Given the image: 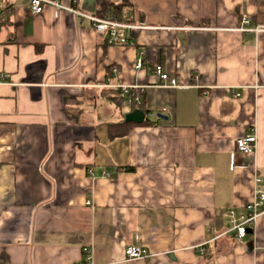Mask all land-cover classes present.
Instances as JSON below:
<instances>
[{
    "label": "crops",
    "instance_id": "1",
    "mask_svg": "<svg viewBox=\"0 0 264 264\" xmlns=\"http://www.w3.org/2000/svg\"><path fill=\"white\" fill-rule=\"evenodd\" d=\"M55 1L0 0V264H264L228 217L264 188V0Z\"/></svg>",
    "mask_w": 264,
    "mask_h": 264
},
{
    "label": "built area",
    "instance_id": "2",
    "mask_svg": "<svg viewBox=\"0 0 264 264\" xmlns=\"http://www.w3.org/2000/svg\"><path fill=\"white\" fill-rule=\"evenodd\" d=\"M31 8L33 13H41L45 5L51 4L56 7H60V4L55 0H30ZM70 9L75 14L83 16L85 19L91 20L94 24L96 32L99 34L108 35L110 43H120L128 45L131 43L126 30L133 29L136 26L117 18H99L95 15H87L82 11L65 7ZM243 31H254L256 33H264V23L257 26L251 27V18L248 15L243 16V26L241 27ZM144 53V52H143ZM144 66V60L140 57L137 61V68H142ZM156 73L164 81V86H177L178 81L176 78H170V76L163 71L161 65L155 67ZM166 83V84H165ZM233 94L239 95L234 90ZM257 148V138L256 133L250 132L236 140V150L237 152L250 155L254 154ZM235 157L232 155V167L235 166ZM261 178H256V183H260ZM264 214V188L256 186L254 189L253 198L245 206V211L240 215H237L233 209L228 212L229 221L232 224V228L236 231L237 240H243L249 231V228H253L260 216ZM87 254V259L91 260V250L90 248H84ZM126 257L128 260L145 258L148 256L146 249L142 247L141 244L135 243L126 248ZM82 264V263H75ZM85 264V263H83Z\"/></svg>",
    "mask_w": 264,
    "mask_h": 264
},
{
    "label": "trees",
    "instance_id": "3",
    "mask_svg": "<svg viewBox=\"0 0 264 264\" xmlns=\"http://www.w3.org/2000/svg\"><path fill=\"white\" fill-rule=\"evenodd\" d=\"M109 8H110V7H104V8H103V11L106 12ZM112 14H113V15H116L118 18H119V15H121V14H120V11H119L118 8H116V10L113 11ZM115 127H116V128H115V130H114V133L118 130V129H117V126H115ZM112 136H113V135H112Z\"/></svg>",
    "mask_w": 264,
    "mask_h": 264
},
{
    "label": "water",
    "instance_id": "4",
    "mask_svg": "<svg viewBox=\"0 0 264 264\" xmlns=\"http://www.w3.org/2000/svg\"><path fill=\"white\" fill-rule=\"evenodd\" d=\"M135 116L136 114L135 113H132V114H129V116H127V120H130V119H135Z\"/></svg>",
    "mask_w": 264,
    "mask_h": 264
}]
</instances>
